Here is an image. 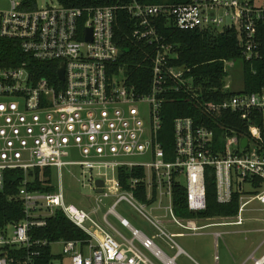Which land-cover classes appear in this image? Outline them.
<instances>
[{"label": "built area", "instance_id": "built-area-1", "mask_svg": "<svg viewBox=\"0 0 264 264\" xmlns=\"http://www.w3.org/2000/svg\"><path fill=\"white\" fill-rule=\"evenodd\" d=\"M11 9L0 11V38L17 40L23 52L42 62L65 63L64 78L54 82L38 78L24 61L18 67L0 66V192L6 186V171L21 170L23 178L9 200L21 203L22 217L0 227V264H35L53 241L33 237L49 217L62 211L87 236L59 240L63 250L51 252L49 264H162L176 263L188 254L175 238L203 235L208 228L242 227L246 222L264 224V87L254 92L236 91L235 62L224 60L222 90L234 93L224 100H203L186 66L174 64L177 53L165 42L162 27L211 31L233 30L246 61L261 56L264 40V0H190L184 3H143L138 0L71 7L58 2L27 9L21 0H11ZM125 9L135 20L134 37L156 46L151 55L150 91L138 93L118 73L120 56L115 42L117 12ZM182 90L200 104L203 113L220 118L235 114L241 126L218 121V131L195 116L173 120L171 147L160 139L166 96ZM242 130L247 135L242 134ZM248 138L246 145L243 139ZM141 157V159H132ZM69 158V159H65ZM78 167L95 171L96 201L114 196V204L101 220L66 201L62 169ZM40 168L59 170V190L33 188V172ZM123 171L131 175L123 188ZM213 176L219 204H230L233 215H204L208 208L207 177ZM104 185L98 192L97 180ZM53 185V183H52ZM143 188V199L137 190ZM184 191V207L175 203ZM127 201L158 230L149 236L132 226L116 211ZM149 208V212H147ZM189 212L193 215H186ZM259 213V216H253ZM113 214L132 234L126 237L109 221ZM176 225L185 232H169ZM264 231V227L259 229ZM230 230H214L219 238ZM166 239L176 254L169 257L155 238ZM218 247V245H216ZM152 256V257H151ZM220 259L219 251L215 261ZM254 264H264V254Z\"/></svg>", "mask_w": 264, "mask_h": 264}, {"label": "trees", "instance_id": "trees-1", "mask_svg": "<svg viewBox=\"0 0 264 264\" xmlns=\"http://www.w3.org/2000/svg\"><path fill=\"white\" fill-rule=\"evenodd\" d=\"M27 9L37 8L36 0H21ZM64 6L71 7H93L113 5L128 2L129 0H57ZM143 3H184L190 0H138ZM135 20L125 9L117 12V19L114 27L115 42L120 49L118 61L114 68L118 73L127 77L128 84L138 93L150 91L152 82V60L151 55L156 51L155 45H150L143 40L134 37L136 28ZM160 33L165 36V42L173 45L177 53L174 64L189 67L187 75L192 76L194 83L201 89V98L208 100H224L234 92L222 90L224 71V60L232 59L242 65L245 92H254L264 87V40L261 47V56L252 61H246L242 55V48L239 39L233 30L225 33L214 34L211 31L182 30L175 27H162ZM24 61L29 63V68L38 78L47 77L51 81L57 80L58 61L42 62L20 48L17 40L0 38V66L18 67ZM165 109L163 114V129L160 139L165 147H171L173 138V120L177 116H195L198 122H205L216 128L219 133L218 121L220 118H211L203 113L200 104L194 101L182 90L173 92L166 96ZM224 124L233 127L241 126L240 119L233 113L224 111L221 114ZM243 135H247L242 130ZM37 168L33 174V188L53 190V175L50 168L43 172ZM130 172L123 171L120 179L123 188H129L128 183ZM23 178L21 170L10 169L6 171V186L0 192V227L7 223L17 221L22 217L21 203L16 200H9L11 194H15ZM143 188L136 192L137 197L144 200ZM184 191L179 189L175 196V203L179 208L184 207ZM207 200L208 208L203 211L204 215H233L238 209V199L235 196L230 204H219L216 199L215 181L213 176L207 177ZM186 215H193L186 212ZM87 235L75 225L62 211H56L48 219L45 227L36 228L33 237L48 239L56 242L62 239H83ZM54 258L51 247L43 250V254L37 258L35 264H49Z\"/></svg>", "mask_w": 264, "mask_h": 264}, {"label": "rangeland", "instance_id": "rangeland-1", "mask_svg": "<svg viewBox=\"0 0 264 264\" xmlns=\"http://www.w3.org/2000/svg\"><path fill=\"white\" fill-rule=\"evenodd\" d=\"M37 6L39 8H43L49 5H57V0H36ZM11 0H0V11H8L11 9ZM234 73L231 76L233 80V88L236 91H241L244 88V79H243V71L242 65L239 62H235L233 67ZM69 159V158H65ZM132 159H141L144 158L137 157ZM94 176L95 179V171L91 174L90 171H87L85 174L82 173V169L78 167L73 168H63L62 169V180L64 185V192L66 196V201L69 204H74L79 207H83L87 210L90 209L91 205H95L96 207L99 205V211L96 214H93L95 218L101 220L103 215L108 211V209L114 204L116 197L111 196L105 198L103 202L98 203L96 201L99 194H97L96 190L93 189L95 186V181L91 176ZM53 186L55 190H59V170L53 169ZM116 211L122 217L126 218L129 223L136 227L139 230H142L149 236H155L158 230L151 224L149 220H147L139 211H137L131 204L127 201H122L117 204ZM149 212V208L146 210ZM253 216H259V213H254ZM109 221L113 224V226L119 230L126 237L130 238L132 236L131 232L121 224L118 218H116L113 214L108 216ZM264 224L258 222H248L241 229H256L262 228ZM229 230L230 228H208L205 230L207 233L214 230ZM169 232H185L183 229L179 228L176 225L167 227ZM206 234V233H205ZM264 239V231H258L249 234H241V233H228L224 234L219 238V244L223 247V244H258ZM215 237L212 235H184L175 238V241L183 247L195 260H197L201 264H205L201 258L195 254L193 248L202 250L204 247H201V244H214ZM157 245L169 256L173 257L176 254V249L170 247L169 243L166 239L157 237L155 238ZM52 251L54 254H59L63 250V243L60 241H56L52 243ZM252 246L251 249H253ZM251 251V250H250ZM264 252V247L261 252L258 253L257 256H260ZM221 253V249H220ZM152 257V256H151ZM157 264H162L160 261L152 257ZM177 264H194L192 260L185 254L179 255L176 258ZM249 264H253L251 261Z\"/></svg>", "mask_w": 264, "mask_h": 264}, {"label": "crops", "instance_id": "crops-1", "mask_svg": "<svg viewBox=\"0 0 264 264\" xmlns=\"http://www.w3.org/2000/svg\"><path fill=\"white\" fill-rule=\"evenodd\" d=\"M250 222H256V221H250ZM247 223L248 222H246V224ZM241 228H243V226L230 228L229 230L231 232H228V233L249 234V233L258 232L260 231L259 229H262L263 227L256 228V229L255 228L254 229L252 228L251 229H241ZM207 234L213 236V234L210 232L203 234V235H207ZM216 245H218V247ZM202 246L204 247L202 250L195 249V248H193V250L195 254H197L205 264H249L251 261L254 264L255 259L261 257L264 254L263 252L260 256H257L258 253L261 252L264 247V239L257 245L250 244L249 246L247 244H223V247H221L220 244H215V243L214 244H201V247ZM252 246H254L253 249H251ZM220 249H221V253H220ZM216 251H219V255H220V259L218 263L215 261ZM189 258L192 260L194 264H201L197 260H195L193 257L192 258L189 257Z\"/></svg>", "mask_w": 264, "mask_h": 264}, {"label": "water", "instance_id": "water-1", "mask_svg": "<svg viewBox=\"0 0 264 264\" xmlns=\"http://www.w3.org/2000/svg\"><path fill=\"white\" fill-rule=\"evenodd\" d=\"M64 70H65V63L62 62L60 68L58 69V74H59L60 78H62V79L64 78ZM247 142H248V138H244L243 144L246 145ZM97 185L99 186L97 191L101 192L102 186L104 185V181L102 179L97 180Z\"/></svg>", "mask_w": 264, "mask_h": 264}, {"label": "bare ground", "instance_id": "bare-ground-1", "mask_svg": "<svg viewBox=\"0 0 264 264\" xmlns=\"http://www.w3.org/2000/svg\"><path fill=\"white\" fill-rule=\"evenodd\" d=\"M170 263H171V264H174L172 260H170Z\"/></svg>", "mask_w": 264, "mask_h": 264}]
</instances>
